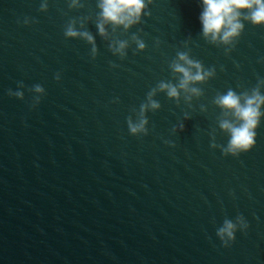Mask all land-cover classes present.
I'll list each match as a JSON object with an SVG mask.
<instances>
[{
    "label": "water",
    "instance_id": "1",
    "mask_svg": "<svg viewBox=\"0 0 264 264\" xmlns=\"http://www.w3.org/2000/svg\"><path fill=\"white\" fill-rule=\"evenodd\" d=\"M81 2L70 10L48 0L42 13V0H0V264H264V118L248 153L210 147L213 131L217 144L228 141L215 95L264 78V27L246 23L225 55L201 37L202 0H153L150 17L117 33L139 34L144 52L132 44L126 59L113 56L90 21L92 60L86 42L64 37L70 19H95L97 0ZM189 37L191 57L215 78L191 109L159 94L149 134L131 136L132 109L171 78ZM20 82L24 100L8 95ZM36 84L45 95L33 108ZM237 216L249 227L225 248L216 231Z\"/></svg>",
    "mask_w": 264,
    "mask_h": 264
},
{
    "label": "clouds",
    "instance_id": "2",
    "mask_svg": "<svg viewBox=\"0 0 264 264\" xmlns=\"http://www.w3.org/2000/svg\"><path fill=\"white\" fill-rule=\"evenodd\" d=\"M153 0H97L98 12L95 19L91 16H81L70 19L64 26L66 40H82L90 48V57L96 59L98 54L96 39L87 25L94 23L98 36L108 42V49L113 56L121 60L127 58L128 49L132 44L136 46V52L142 53L146 44L140 35L133 33L129 39H121L117 33L122 30L126 35L131 29L142 24L144 17H150L149 6ZM48 0H42L39 11H48ZM70 10L84 8L81 0H68ZM202 25L201 37L205 42L215 47H223L225 55L235 49L245 24L253 27H264V0H202V11L199 16ZM34 21L25 18V26ZM142 32V29L138 30ZM191 37L184 44V51H177L176 57L168 65L171 78L160 80L155 87L146 94L145 100L139 109H132L133 115L127 118V128L133 137L147 136L149 134L147 113H155L161 109V104L155 99L159 94H165L170 101H175L179 107L181 100L188 106L193 107V101L199 100L203 95L202 85H205L216 76L215 67L205 68L203 63L191 57L189 44ZM159 46V41H156ZM135 54V53H134ZM115 67L116 65H112ZM57 82L60 74L55 76ZM23 82L18 83L17 90L9 89L8 95L19 100H24ZM264 78H258L255 87L237 92L228 88L226 92H218L212 103L219 109L217 118L219 130L228 137L226 145L216 143L215 132L210 133L212 149L219 148L224 156L239 157L248 153L255 145L256 132L264 118ZM30 91L33 93L32 107L35 108L45 95V89L34 85ZM200 111L206 112L205 105H200ZM191 119L185 112L184 120ZM184 123L173 127L172 133L176 134L184 130ZM175 147L170 141H165ZM249 225L243 216H237L235 220L224 219L223 224L216 231V235L223 247L228 248L236 239V232H247Z\"/></svg>",
    "mask_w": 264,
    "mask_h": 264
}]
</instances>
